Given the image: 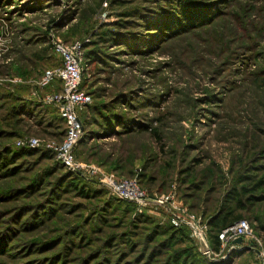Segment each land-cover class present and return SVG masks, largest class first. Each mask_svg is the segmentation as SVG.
I'll return each mask as SVG.
<instances>
[{
  "label": "rangeland",
  "instance_id": "374dc122",
  "mask_svg": "<svg viewBox=\"0 0 264 264\" xmlns=\"http://www.w3.org/2000/svg\"><path fill=\"white\" fill-rule=\"evenodd\" d=\"M56 40L80 41L89 62L76 159L175 190L203 233L48 147L66 131L39 84ZM27 136L41 144L16 143ZM215 214L247 218L252 238L221 246ZM180 261L264 264V0H0V264Z\"/></svg>",
  "mask_w": 264,
  "mask_h": 264
},
{
  "label": "built area",
  "instance_id": "2783aa9c",
  "mask_svg": "<svg viewBox=\"0 0 264 264\" xmlns=\"http://www.w3.org/2000/svg\"><path fill=\"white\" fill-rule=\"evenodd\" d=\"M56 52L61 56L57 65L46 67L39 80L42 91V100L53 104L63 119L66 131L62 140L48 143L57 158L64 166L74 171L87 175H100L110 191L119 199L133 203L137 209L160 210V208H176L171 215V223L175 227L188 225L193 234L205 231L208 223L203 220L202 215L190 210L181 203L177 204V193L175 190L155 191L151 193L140 184L137 177H117L113 173H104L95 164L81 163L76 159L75 149L83 131V109L89 104L93 95L82 86L85 65V56L80 41L64 42L56 40L53 42ZM59 86H56V85ZM16 143L20 146H37L41 139L37 136L20 137ZM103 174H100V173ZM253 227L247 218H241L232 224L222 228L218 234L221 246L241 244L236 239L243 237L244 240L252 238ZM252 244V243H251ZM206 248L205 252H211Z\"/></svg>",
  "mask_w": 264,
  "mask_h": 264
},
{
  "label": "trees",
  "instance_id": "16d2710c",
  "mask_svg": "<svg viewBox=\"0 0 264 264\" xmlns=\"http://www.w3.org/2000/svg\"><path fill=\"white\" fill-rule=\"evenodd\" d=\"M85 65H86V67L88 68V66H89V62H88V58L85 56ZM63 120V119H62ZM84 120V119H83ZM8 150H11V149H8ZM10 153H12L11 151H10ZM10 153H9V151L8 152H6V154H5V157H9L10 156ZM14 153V152H13ZM5 160L7 161V158H5ZM66 167V166H65ZM73 172H74V174L76 175V176H79V177H81L82 175H84V174H82V173H80V172H77V171H74V170H72ZM133 204V203H132ZM134 205V204H133ZM210 221V223L211 224H214V225H216L218 228H219V230H218V233H217V239H216V242L217 243H219L220 242V240H219V237H218V234H219V232H220V230L222 229V228H224V227H226V226H228V225H230V224H232L231 223V220H226L225 218H222V217H220V215H218V214H215L214 216H212V218H211V220H209ZM174 226V225H173ZM184 226H182V227H177V228H183ZM172 264H186V262L185 261H180V262H175V263H172Z\"/></svg>",
  "mask_w": 264,
  "mask_h": 264
},
{
  "label": "water",
  "instance_id": "95a60500",
  "mask_svg": "<svg viewBox=\"0 0 264 264\" xmlns=\"http://www.w3.org/2000/svg\"><path fill=\"white\" fill-rule=\"evenodd\" d=\"M236 242H238V243H243V242H244L243 237H239V238H237V239H236ZM244 247H245L246 249L254 248V246H253L252 244L244 245ZM255 249L259 251V249H257V248H255Z\"/></svg>",
  "mask_w": 264,
  "mask_h": 264
}]
</instances>
